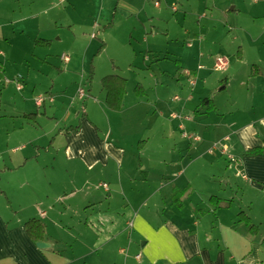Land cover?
I'll return each instance as SVG.
<instances>
[{"label": "rangeland", "instance_id": "1", "mask_svg": "<svg viewBox=\"0 0 264 264\" xmlns=\"http://www.w3.org/2000/svg\"><path fill=\"white\" fill-rule=\"evenodd\" d=\"M141 4L145 8L141 19L135 13L129 20L118 14L113 27L105 26L115 7L122 9L123 6L138 7ZM95 8L108 11V18L99 19ZM141 22L145 30L138 31ZM152 27L155 31H151ZM36 37L47 38L49 43L36 46L33 42ZM63 55L68 56L69 61L62 60ZM219 56L227 58L225 70L216 69L215 59ZM0 69V149L6 145L11 149L28 143L24 150L32 151L36 144L45 150L51 143L50 149L57 151L54 164L62 168L67 166L68 159H65L64 151L57 150L58 147L68 151L77 145L92 146L97 135L102 139L107 137L127 152L120 171L124 184L141 177H147L148 184L153 183L151 177L167 181L172 178V160L180 166L182 158L192 159L185 172V177L192 181L191 190L199 184L205 186L199 191L198 198L204 199L207 194L205 201L214 205L218 191L222 194L229 191L225 185L224 166L232 164L227 159L230 152H225V156L219 149L208 152L212 142L208 153H204L201 143L188 142L184 134L198 137L200 132L191 133L187 127L180 131L177 120H182V113H168L166 106L176 102L184 104L188 101L187 95L191 94L194 99L189 100V116L185 114L184 118L201 115L193 113L192 108L199 102L200 89L205 88L208 96L213 95L219 112L230 116L229 109H232L233 113L240 112L239 116L246 117L255 92L254 82H247L248 77L256 71L264 75V0H0ZM186 69L198 70L199 78L194 77V71L189 77L194 81L198 79L197 84L191 80L189 84L183 72ZM107 74L127 79L126 93L118 112L109 110L104 102L100 78ZM226 79L229 85L219 89ZM16 85L21 90H17ZM80 88L84 90V96H80ZM174 95L178 96L177 101L172 100ZM38 97L43 100L37 107L35 100ZM85 108L90 118L85 116ZM211 110L209 122L217 112ZM35 111L40 116V123L31 127L22 125V119L16 117L17 113ZM172 113L182 116L173 120ZM70 125L78 127L66 132ZM55 126V132L42 135V129L50 133ZM60 128L66 133L56 134ZM167 128L169 137L165 133ZM213 128L201 127L200 131L208 132ZM171 129L174 134L176 132L175 141L179 147L170 154L162 148L170 144ZM36 134H41L39 142L28 140ZM67 137L71 143L64 149ZM147 137L150 139L147 154L138 152L137 146L132 148L133 139ZM201 137L208 141V136ZM186 145L190 146L191 156L187 155ZM53 156L48 153V160L52 161ZM144 165L150 168L143 169ZM31 166L36 168L34 161L27 167L0 172V182L7 189V192H0V208L4 213L20 209L19 215H22L27 212L23 211L26 206L35 202V191L23 185L26 171ZM113 166L112 169L110 161L102 181L115 179L118 164ZM106 176L111 177L107 180ZM5 180H11V185ZM236 183H240L243 190L239 191L234 207L254 220L243 221L244 227L250 230V225H254V231L262 232L264 224L257 222L256 211L245 207V200L240 204L239 198H245L241 194L245 186L239 179ZM38 192L43 194V191ZM38 192L36 195L39 196ZM232 192L234 194V190ZM173 193L171 191V200L176 205ZM212 195L216 197L212 198ZM212 211L213 207L207 212ZM60 219L68 226L65 229L50 228V232L60 238L59 247L66 255L75 256L84 250L82 246L78 248L79 244L73 238L80 229L76 227L69 231V213ZM125 256L126 253L120 254L122 260Z\"/></svg>", "mask_w": 264, "mask_h": 264}, {"label": "crops", "instance_id": "2", "mask_svg": "<svg viewBox=\"0 0 264 264\" xmlns=\"http://www.w3.org/2000/svg\"><path fill=\"white\" fill-rule=\"evenodd\" d=\"M94 10L98 12L99 19L108 18L109 13L105 9L95 8ZM144 12L143 4L138 7L123 6L122 9L115 7L111 13V19L105 26L113 27L118 14H121L125 20H129L133 13L141 19L140 15ZM139 26L138 31L145 30L142 22ZM153 30L155 31L154 27L151 28V31ZM36 39L48 40L49 43L47 38L36 37L33 41L36 46L48 44L36 43ZM103 45H105L104 41ZM148 48L150 50V47ZM217 59L218 57L215 63ZM186 71H189V74ZM186 71L183 72L189 84H191L190 80L194 81L189 79L193 71L194 77H200L198 70L186 69ZM0 74H2L1 69ZM14 77L22 78V76ZM248 78L247 82H254L255 92L246 117L239 116L240 112L233 113L232 109H229L230 116H225V113L217 110L214 102L215 108L211 111L217 112L209 122L210 111L206 112L199 105L204 97L214 101L213 95L208 96V93H205V88L200 89L202 92H200L199 102L192 108L193 113L201 115L194 114L192 118H184L189 114L187 110L189 100L194 99L191 94L187 95L188 101L184 104L176 102L170 107L166 106L168 113L175 111L182 113V120H177L181 122L177 123L180 131L182 127L184 129L187 127L191 133L199 134L200 132L201 136L205 138L208 136V141L201 140L200 134L197 140L186 139L194 144L201 143L200 147L203 148L204 153L212 142L228 136L223 144L226 152L232 154L229 153L227 156L232 164L224 166V172L227 174L225 185L229 191L226 194L218 191L217 198L220 200L218 203L215 200L214 205L205 201L207 194L204 199L198 198L199 191H203L205 186L199 184L196 189L191 190L192 181L185 177V172L189 169L192 159L182 158L180 166L172 160V178L167 181H164V178L160 181L158 178L151 177L153 183L148 184L147 177H141L135 182H131L133 180L131 179L129 183L124 184L120 171L127 152L122 145L111 143L107 137L102 139L97 135L94 138L96 142L92 146L77 145L68 151L58 147L57 150L64 151V157L68 159L67 166L62 168L54 164L57 151L50 149L51 143L45 150L37 144L32 151L24 150L28 143H26L27 146L20 143L21 145L11 149H7L8 145L0 149V162H2L0 172L27 167L32 161L36 165V168L31 166L26 171V182L23 184L35 191V202L30 206L27 205L26 210H23L27 212L19 215L20 209H10L8 213H4L0 208V264H264V230L262 232L247 230L243 221H239L240 211L234 207L239 191L243 190L240 188V183H236V179H239L245 186V191L241 192L245 198H239L240 204L245 200V207L254 209L257 213V222L264 224V75L261 71H256L250 73ZM197 81L198 79L194 81L195 84ZM227 83L226 79L225 84L223 83L219 89L228 86ZM16 89L21 90V87L16 85ZM172 100L177 101L178 96L174 95ZM35 105L39 106L36 102ZM196 108L198 112H195ZM29 113H35V115L25 117ZM160 113L163 115L164 111ZM84 114L90 118L86 108ZM172 114L171 118L176 120ZM17 115L16 117L22 119V125L30 126L40 123V116L36 111L17 113ZM209 126H214L213 130L200 131L201 127L208 129ZM61 130L60 128L56 134H63ZM55 131L56 126L50 133L42 129V135L48 136ZM171 131L170 144L162 148L164 152L170 154L174 153L177 146L179 147L178 141H175L176 132L174 134V130L171 129ZM165 133L169 134L168 137L170 136L168 128ZM39 137L41 134H36L28 140L39 142ZM132 142L133 149L137 146L138 152L144 151L147 154L149 137L136 138ZM69 143H71L70 137H67L63 148L65 149ZM252 147H261L262 152L242 155L245 149ZM190 151V146L186 145L188 156H191ZM48 153L50 157L55 155L52 161L48 160ZM110 161H112V169L113 164H118V172L115 174V179L111 178L112 182L107 179L111 176H106L108 181L105 182L102 178L105 171L109 169ZM147 166L144 165L143 169ZM176 166H179L177 170H175ZM221 167L223 168L220 165ZM228 174L232 175L233 182ZM78 180L81 182L79 183ZM4 182H10L11 185V180ZM103 183L106 186H103ZM181 188L184 189L180 196L182 206L177 207L172 203L171 191L173 193ZM38 191H43V194ZM0 192H7L1 182ZM36 192L40 195H36ZM65 198L70 200L66 201ZM211 207L213 211L207 212ZM89 210L90 213H88ZM67 213H69L68 224L71 228L69 231H74L76 227L80 229L79 232L74 233L73 238L79 244V249L81 246L84 248L81 250L83 253H76L75 256L66 255L59 247L60 238L50 232V228L65 229V226H68L63 225L60 219ZM246 216L250 221H254L247 213ZM30 218H36L45 223L44 239L41 241L47 244L46 247H38L36 242L27 235L24 223ZM121 253L122 255L126 253L125 260L120 258ZM137 254L140 255L139 258H136Z\"/></svg>", "mask_w": 264, "mask_h": 264}, {"label": "trees", "instance_id": "3", "mask_svg": "<svg viewBox=\"0 0 264 264\" xmlns=\"http://www.w3.org/2000/svg\"><path fill=\"white\" fill-rule=\"evenodd\" d=\"M36 43H48V40L44 39H36ZM126 81L127 79L124 76H120L117 74H107L104 75L100 78V83L102 86V89L105 92V103L106 106L112 110V111H120L124 99V95L126 93ZM199 105L206 111H210L211 109L214 108V101L209 98V97H204L201 99L199 102ZM195 112H198V109H195ZM35 113H29L26 114L25 117L29 118L30 116H34ZM78 126L70 125L66 127V132L69 130H76ZM64 132V133H66ZM262 152L261 147H252V148H247L242 152V155H253L256 153ZM184 192V189H176L174 193L172 194V199L173 202L177 206H182V202L180 200V196ZM215 198L216 196L212 195V198ZM211 198V199H212ZM216 203H218L219 198H215ZM239 216V221H244L246 223L250 222V219L248 216H246L242 211L238 213ZM45 223L42 222L39 219L36 218H30L25 221L24 223V228L29 236V238L34 241H41L44 239V234H45ZM255 226L250 225V230L249 231H254Z\"/></svg>", "mask_w": 264, "mask_h": 264}, {"label": "built area", "instance_id": "4", "mask_svg": "<svg viewBox=\"0 0 264 264\" xmlns=\"http://www.w3.org/2000/svg\"><path fill=\"white\" fill-rule=\"evenodd\" d=\"M60 2L61 1H64V0H59ZM155 4L157 5L158 3L157 2H155ZM61 59L62 60H64V61H68V59H69V57L68 56H66V55H63V56H61ZM216 69H222V70H225L226 69V66H227V59L226 58H223V57H220V58H218L217 60H216ZM186 73L187 74H189V71H186ZM192 83H194V81H192ZM79 94H80V96H84V90L82 89V88H80L79 89ZM175 98H177V97H175ZM42 98L41 97H38L36 100H35V102H36V104L37 105H40L41 104V102H42ZM179 116V115H178ZM176 114L174 115V114H172V117L173 118H176V117H178ZM184 136H186L188 139H190V140H197L198 139V137L196 136V135H194V134H188V135H185L184 134ZM228 139V136H226V137H224V141H226ZM223 141H221V143L219 142V141H216V142H213L212 143V145L210 146V148H209V151L208 152H213V151H215V150H220V152L222 153V154H225V152H226V147H225V145L223 144ZM103 186H106V184L105 183H103ZM140 257V255L139 254H137L136 255V258H139Z\"/></svg>", "mask_w": 264, "mask_h": 264}, {"label": "water", "instance_id": "5", "mask_svg": "<svg viewBox=\"0 0 264 264\" xmlns=\"http://www.w3.org/2000/svg\"><path fill=\"white\" fill-rule=\"evenodd\" d=\"M36 245H37L38 247H40V248H44V247L47 246V244H46L45 242H43V241H37V242H36Z\"/></svg>", "mask_w": 264, "mask_h": 264}]
</instances>
